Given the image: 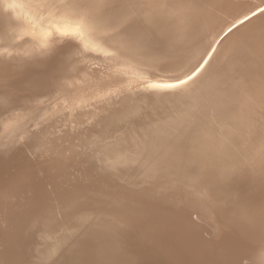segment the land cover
Masks as SVG:
<instances>
[{"label":"bare ground","instance_id":"bare-ground-1","mask_svg":"<svg viewBox=\"0 0 264 264\" xmlns=\"http://www.w3.org/2000/svg\"><path fill=\"white\" fill-rule=\"evenodd\" d=\"M260 9L115 0L82 42L39 0H0V264H258ZM45 30L55 55L28 35ZM210 46L180 89H145L136 74L182 76Z\"/></svg>","mask_w":264,"mask_h":264},{"label":"snow or ice","instance_id":"snow-or-ice-1","mask_svg":"<svg viewBox=\"0 0 264 264\" xmlns=\"http://www.w3.org/2000/svg\"><path fill=\"white\" fill-rule=\"evenodd\" d=\"M115 0H39V7L49 10V15L54 16L58 21H64L70 23V27L61 28L59 24L54 25L55 30L61 32L63 35L76 36L84 42L85 35L93 36L97 31V20L109 9L114 6ZM142 7H149L150 5L144 3ZM264 12V9H260ZM253 15L256 13L253 12ZM249 17L245 15L244 20H248ZM243 23V21H240ZM236 28L234 23L224 33L225 36L232 33ZM31 35L38 39L40 43L36 46V51L39 55H55L48 44L47 38L52 35L51 30H45L40 33L30 32ZM261 43L264 44V36L260 37ZM142 41L135 39L131 41L133 47L139 48ZM217 44L219 42H216ZM86 48L89 47L87 43L84 44ZM93 50L101 51L98 46ZM104 55H115L111 52H104ZM217 54V47H211L204 56L197 62V64L184 73L182 76H175L171 78H151L143 72L136 73L140 80L143 82V87L149 90H175L180 89L190 82H194L209 66L212 58ZM258 264H264V255H261Z\"/></svg>","mask_w":264,"mask_h":264}]
</instances>
